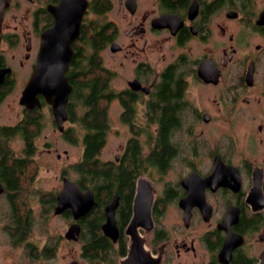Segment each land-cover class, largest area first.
I'll list each match as a JSON object with an SVG mask.
<instances>
[{
	"label": "flooded vegetation",
	"instance_id": "1",
	"mask_svg": "<svg viewBox=\"0 0 264 264\" xmlns=\"http://www.w3.org/2000/svg\"><path fill=\"white\" fill-rule=\"evenodd\" d=\"M59 1L10 0L3 9L0 104L14 94L20 117L8 123L0 111V146L7 152L0 161L5 157L11 165L15 155L11 143L17 135L23 148L15 156L35 160L42 150L38 151L37 141L45 108L63 138L75 143L74 126L65 127L76 124L67 110L73 89L69 77L79 47V60L91 72L97 29L101 38L95 59L101 71L105 134L101 149L114 124L124 129L125 137L112 158L101 160L104 186H109L112 170L117 172V183L104 206L99 235L114 245L123 238L128 248L126 227L143 178L152 197V225L138 231L146 249L160 258L159 264H264V237H260L264 232V0L258 8L256 0H86L79 35L71 43L66 72L71 91L62 130L42 94L30 102L32 107L20 103L43 34L54 24L48 7ZM13 127L21 131L13 134ZM78 132L83 137L84 131ZM1 174L0 197L11 206L5 231L15 245L31 233L24 228L31 223V211L12 200L23 177L12 190L8 186L12 180ZM64 178L69 179L67 168L60 171L62 184ZM60 189L51 192L55 201L48 211L52 213ZM87 189L93 192L95 205L85 216L97 204L94 190ZM114 196L116 241L102 230L105 207ZM18 206L23 209L18 211ZM170 207L177 210V221L170 228L162 227L160 220ZM61 215L72 219L69 210ZM53 246L37 250L30 244V256L38 259Z\"/></svg>",
	"mask_w": 264,
	"mask_h": 264
},
{
	"label": "rangeland",
	"instance_id": "2",
	"mask_svg": "<svg viewBox=\"0 0 264 264\" xmlns=\"http://www.w3.org/2000/svg\"><path fill=\"white\" fill-rule=\"evenodd\" d=\"M261 3L262 0H256L255 8L260 7ZM111 18L118 21L116 16ZM191 53L193 56L197 55L195 49H192ZM101 54L107 58V53L104 49H102ZM14 98L15 95L11 94L4 104H0L2 120L8 123H15L20 117V108L18 103L13 101ZM42 113L44 114V126L42 134L37 141L38 151L42 150L39 152L40 154L35 156V160L32 159L30 161L21 181L19 192L12 196L15 204L19 202L30 209L31 223L28 231L31 233L24 242L13 244L12 238L5 231L7 225H10L9 212L11 206L5 197H0V264H88L81 257L82 242L68 241L64 238V233L72 222L71 217L54 215L52 210L46 212L48 208L46 204V200L49 198L48 193H55L61 188L60 171L63 168H67L69 179L78 178L73 165L81 159L83 150L82 134L78 132L76 124L65 123V127L74 126L73 128L76 131V141L71 144L72 142H68L63 138V134L56 129L48 110L45 108ZM113 129L114 132H110L108 142L99 153L98 157L100 160L112 158L113 154L117 152L118 144L125 139L123 128L116 127L114 124ZM11 145L15 155L21 152L23 146L19 135L13 137ZM46 149H50V151L47 152ZM33 176H35L34 179ZM39 191L42 196H40ZM21 209L23 207H17L18 211ZM177 214V210L170 207L166 216L160 220V226L170 228L171 223H176ZM30 244H33L37 250L42 248L49 249L50 246H55L50 251L46 249L41 254V257L37 259L30 256ZM116 258L115 256L113 264H117L118 258ZM101 264L109 263L102 262Z\"/></svg>",
	"mask_w": 264,
	"mask_h": 264
},
{
	"label": "water",
	"instance_id": "3",
	"mask_svg": "<svg viewBox=\"0 0 264 264\" xmlns=\"http://www.w3.org/2000/svg\"><path fill=\"white\" fill-rule=\"evenodd\" d=\"M9 2L10 0H0V23L3 9L8 6ZM48 8L54 15V24L46 29L43 34L40 50L33 66V73L22 92L20 103L32 107L33 103L30 102L32 100L36 102L37 94H42L46 102L52 107L59 130H62V123L67 118L66 104L71 91V85L68 83L66 76L73 54L71 43L79 35L87 1L60 0L57 5ZM112 49H117V46L112 45ZM249 74H251L250 71ZM145 183L143 178L138 181L133 216L126 227V234L129 236L127 252L118 259L117 264H159L160 262L159 257L153 256L146 249L144 239L138 231V228L148 229L152 225L150 218L152 197H150ZM0 192H2L1 185ZM94 205V194L90 189L82 190L77 182L63 179L62 187L56 194V205L53 208V214L61 215L67 210L70 211L74 222L68 226L64 233L66 239L78 241L81 230L78 222ZM117 205L118 201L114 196L105 207V222L102 225L103 232L112 241H116L118 237L114 216ZM262 236L264 237V232L260 237ZM231 241L232 239L228 238L230 244ZM262 259L263 256L260 260Z\"/></svg>",
	"mask_w": 264,
	"mask_h": 264
},
{
	"label": "trees",
	"instance_id": "4",
	"mask_svg": "<svg viewBox=\"0 0 264 264\" xmlns=\"http://www.w3.org/2000/svg\"><path fill=\"white\" fill-rule=\"evenodd\" d=\"M100 38L101 31L95 29L93 34V58L90 73L85 69L87 67L85 62L79 60L81 48L79 47L75 50L73 71L69 77L73 89L69 97L67 110L72 122L77 124L78 129L80 128L84 131L81 159L73 166L78 174L76 182L82 190H86L87 188L93 189L97 201L90 215L84 216L79 220L81 226L79 240L82 242L81 257L88 264H101L102 262L113 264L115 256L119 259L126 254L127 243L125 239L121 238L118 245H114L108 238L99 235L101 233L99 224L104 219V206L109 202L112 193L115 191L114 185L117 183V172L116 170H112L109 179L110 184L109 186H104L106 173H104L102 162L98 158L100 149L104 144L105 135L103 112L100 108L101 79L99 73L101 71L95 59V51L97 47L99 48ZM17 131L20 132L21 128L13 127L12 133L15 134ZM68 139L69 141H74L73 138ZM5 149V146H0V155H6L7 152ZM30 161L28 158L17 157L14 154H12L11 165H8L5 157L0 161V173L12 180L8 183V186L12 190L17 187L18 180L25 175ZM130 172L131 170L125 171L128 176ZM129 180V177H127L125 182H129ZM48 195L49 198L46 200V204L52 205L55 201V195L52 193ZM51 207L49 206L46 212H49L48 210ZM28 227L29 222L24 228L28 229Z\"/></svg>",
	"mask_w": 264,
	"mask_h": 264
}]
</instances>
